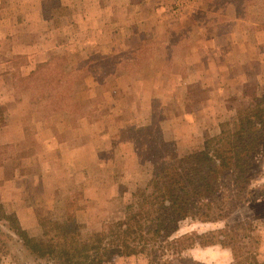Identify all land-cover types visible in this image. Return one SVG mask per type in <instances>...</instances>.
<instances>
[{
  "label": "rangeland",
  "instance_id": "374dc122",
  "mask_svg": "<svg viewBox=\"0 0 264 264\" xmlns=\"http://www.w3.org/2000/svg\"><path fill=\"white\" fill-rule=\"evenodd\" d=\"M88 3L131 22L94 29L86 3L77 5L87 16L81 21L76 6L45 0L47 43L34 42L33 23L0 41V264H50L30 255L4 217L32 238L41 234L38 219L63 220L64 205L89 231L120 219L147 188L153 163L142 127L179 154L192 153L252 95H264V0ZM18 6L0 0V22L20 16ZM213 66L224 73L214 76ZM204 67L212 72L201 73ZM204 76L215 83L204 84ZM262 151L251 171L252 198L225 213L196 209L173 236H184L177 244L184 250L171 264H264Z\"/></svg>",
  "mask_w": 264,
  "mask_h": 264
},
{
  "label": "trees",
  "instance_id": "16d2710c",
  "mask_svg": "<svg viewBox=\"0 0 264 264\" xmlns=\"http://www.w3.org/2000/svg\"><path fill=\"white\" fill-rule=\"evenodd\" d=\"M218 126V136L207 138L201 150L181 154L173 142L151 136V126L142 127L146 134L142 141L153 160L145 161L150 163L147 188L124 207L120 219L102 223L98 231L79 224L75 213H68L69 205H64L67 215L61 221L38 219V237H29L14 221L4 219L34 259L50 264H105L114 257L137 254L145 255L147 264H171L184 250L178 249L184 236H173L180 223L197 214L196 209L225 213L252 198L246 197L254 158L264 149V95H252L232 123Z\"/></svg>",
  "mask_w": 264,
  "mask_h": 264
},
{
  "label": "crops",
  "instance_id": "0c3cea01",
  "mask_svg": "<svg viewBox=\"0 0 264 264\" xmlns=\"http://www.w3.org/2000/svg\"><path fill=\"white\" fill-rule=\"evenodd\" d=\"M45 0H18L19 2V12L20 16L17 14L14 17H10L9 19H4L3 21L0 22V41L9 38V36L18 34L21 32L19 29L21 28V24L23 23H33L36 26V32H35V40L34 42L37 43H47L48 39H45V35L48 33L50 30L49 25L47 24L48 22L43 20L42 16V4ZM63 5L65 6H71V7H77V5H82V4H87L88 8L86 9V12L88 16L91 18L92 22L91 23H98V27H94V29H101V26H106L111 28L112 23H130V18L125 17V19H121L118 15L114 14V9L111 8H104L102 6H98L99 8L93 7L91 8L88 0H77L75 3L73 0H62ZM84 2V3H83ZM105 7V6H104ZM78 9V7H77ZM84 11V8H82V13ZM79 9H78V17H81V21H85L86 15L83 13L82 14ZM19 16V17H18ZM20 19V20H18ZM120 19V20H119ZM74 23H79V22H74ZM83 24L84 23H80ZM91 29V28H89ZM102 32V31H100ZM61 39V38H59ZM81 42V41H80ZM81 44H85L84 42H81ZM36 46V45H35ZM20 54V53H19ZM194 55V54H193ZM192 55L191 60H196L194 56ZM24 58L28 59V56L26 55H21ZM31 60V58H30ZM198 62L197 60L195 63ZM203 62V61H202ZM215 69V75H221L223 72V69H220L219 67H212ZM212 68L204 67L201 73L203 74H209L212 72ZM203 83L207 84H213L215 83V79L212 76V80L209 77L204 76L203 78Z\"/></svg>",
  "mask_w": 264,
  "mask_h": 264
}]
</instances>
